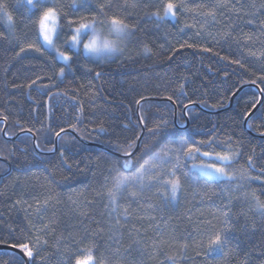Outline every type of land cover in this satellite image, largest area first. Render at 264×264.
<instances>
[{"label": "trees", "instance_id": "obj_1", "mask_svg": "<svg viewBox=\"0 0 264 264\" xmlns=\"http://www.w3.org/2000/svg\"><path fill=\"white\" fill-rule=\"evenodd\" d=\"M168 2L90 0L88 10L78 5L74 13L72 0H41L69 19L95 14L104 4L107 17L133 26L124 52L104 60L85 55L82 43L69 49L64 41L72 33L63 27L56 46L73 56L64 63L43 45L39 13L26 0H0L13 16L10 32L0 9V158L6 160L0 159V175L12 168L0 179V245L24 251L20 245L28 244L32 264H74L87 257L88 248L94 264H264V215L255 207L256 199L264 203V137L258 136L264 135V0H171L178 6L176 17L157 19L153 14L163 16ZM243 85L263 94L247 125L260 101L252 87L230 109L211 113L227 107ZM169 97L177 122L171 103L145 101ZM186 105L206 111L191 107L186 116ZM6 123L8 138L2 135ZM157 126L162 135L149 131ZM143 128L136 155L148 144L162 158L156 167L148 165L142 183L125 182L116 191L112 162L122 158L118 148L134 151L129 144L137 146ZM66 130L116 154L70 133L47 154L55 149L57 133ZM177 133L213 140L216 152L238 153L234 167L247 169L252 179H240L239 173L233 181L209 178L193 170V163L221 162L182 158L189 175L177 171L182 187L172 204L164 181L174 178L169 174L174 161H167L177 145H162ZM217 235L220 250L210 251ZM0 264L25 261L0 250Z\"/></svg>", "mask_w": 264, "mask_h": 264}, {"label": "snow or ice", "instance_id": "obj_2", "mask_svg": "<svg viewBox=\"0 0 264 264\" xmlns=\"http://www.w3.org/2000/svg\"><path fill=\"white\" fill-rule=\"evenodd\" d=\"M82 5L85 10L90 8V0H72V4L69 6L73 12L75 13L77 6ZM26 6L30 9L36 10L39 13L38 24L39 36H42L44 44L48 46L49 49H53L56 52V55L63 61H71L73 59L72 55H68L64 51H60L55 43V39H59L60 32L63 27H67L70 32V38L65 40L64 43L69 46V49L76 47V45L83 43L82 36L85 32L91 33L90 39L87 43H83L84 51L97 56L102 57L104 55L111 56L114 53L122 52V48L119 47V43L123 40L127 39L132 34V27L128 23H126L123 19L118 17H107V14L104 12L105 5H98V12L92 15H76L75 18L69 19L68 14L65 13L62 9H58L55 4L53 6H46L41 3V0H26ZM135 6V5H132ZM177 5L169 2L164 7V15L160 16L158 13H154L159 20H164L167 17L171 16L173 18L176 17L177 14ZM0 9H4L5 15L7 16V20L9 25L11 26V22L13 21V16L9 14L6 10V6L0 3ZM212 13H209L211 15ZM105 17L101 19V17ZM64 20L65 23L62 25L61 20ZM107 26V34L104 35V27ZM115 37L114 39L112 37ZM188 47H192V45H188ZM29 49H34L36 52H42L44 49L42 47H38L36 44H29ZM25 51L24 48H21V52ZM145 51H151V49L145 46ZM239 63V61H237ZM69 66L70 65H66ZM241 67L243 65L241 64ZM65 69L62 67L59 70V75L62 77L64 75ZM99 75V74H98ZM261 80H264V76L260 77ZM33 84L36 81L32 82ZM253 84L256 81H252ZM31 87V85H29ZM171 99V97H169ZM187 107V105L185 106ZM255 107V106H254ZM6 119V118H5ZM165 128H167V122H165ZM103 130V129H101ZM150 132H157L158 135H162L164 129H160V126H157V130L149 129ZM59 135V133H57ZM184 133H177L175 137L172 139H168L163 145V148H168L169 145L176 144L177 148L175 149V154L171 157V160L167 162L172 163V169L170 170V175L174 177L170 180H165L164 183L170 185L171 187V195L169 200H175L177 198V193L180 191L182 185L180 177L177 175V171H182L181 160L182 158H189L193 161H196L200 157H208L209 161H212L213 157L215 161L221 162L218 166L216 162H204L201 164L193 163V168H201L204 171L205 175H219V178L227 181H233L237 179V173L240 174V179H252L247 175V169L245 168H235L234 163L239 155L238 153H233L229 155L227 153L216 152L213 145V140H200L196 141L192 137H188L185 139ZM139 139V137H137ZM136 147L135 143H130L129 148ZM208 149V150H203ZM118 150L123 151V157L121 159H117L112 162L113 168L111 170L115 171L117 176L115 178V189L116 191H120L123 187H126V183H136L141 182L143 180V173L149 164L152 167H156L155 159L160 156L159 152H152L151 146L145 144L142 146L140 154L136 155L133 152L123 150L118 148ZM151 153V155H149ZM147 156L148 159H144ZM165 156H168V153L165 152ZM144 162L141 163L140 161ZM121 167L128 171L130 174L126 175L125 171L121 170ZM248 167H254L252 162V157L248 158ZM230 169V171L226 170ZM264 171V170H262ZM182 174L187 177L189 175L188 172H183ZM135 195V193H132ZM110 198L114 201L115 195L113 192H109ZM255 198V196H254ZM256 210L264 215V203H261L259 199H256L255 204ZM215 247H212V246ZM221 245V237L219 235L211 242L209 246L210 251H218L220 250ZM20 247L26 252V255L29 257L33 256L32 250L29 248L28 244H22ZM88 254L86 258L77 257L75 259L74 264H94V256L92 254V248H88L85 250ZM103 264V262H101Z\"/></svg>", "mask_w": 264, "mask_h": 264}, {"label": "water", "instance_id": "obj_3", "mask_svg": "<svg viewBox=\"0 0 264 264\" xmlns=\"http://www.w3.org/2000/svg\"><path fill=\"white\" fill-rule=\"evenodd\" d=\"M249 87H252L254 89H256L257 91L260 92V101L258 102V104L256 105V107L251 111V113L248 114V116L246 117L245 119V125H247V122L249 121V119L258 111V109L260 108L261 104H262V101H263V94L261 92V90H259L258 88L256 87H253L252 85H243L242 87H240L238 89V91L232 96L231 100H230V104L223 108V109H220L218 111H214V112H211V113H214V114H219L223 111H226L228 109H230L232 107V105L234 104V101H235V98L236 96L242 91L244 90L245 88H249ZM148 100H156V101H160V102H168V103H171L173 106H174V109H175V122H177V106L170 100V99H167V98H161V99H157V98H150V99H146L145 101H148ZM145 101H142L141 103H139V106H138V114H139V108H140V105L145 102ZM191 107H198L199 109H201L202 111H206L204 110L203 108L197 106V105H190L188 107L185 108L184 110V113L186 115V111L188 108H191ZM187 116V115H186ZM138 119H139V122L142 123L141 121V118H140V114L138 116ZM49 121H50V111L49 109H47V127H49ZM188 118H187V124H188ZM186 124V125H187ZM6 128H7V123L5 124V127L3 128L2 130V135L4 138H8L6 136ZM144 132H145V128H143V131H142V134L140 135L139 139H138V143H137V146L136 148L134 149L133 153L136 154L137 151L139 150V146H140V141L144 135ZM63 133H70L72 135H74L76 137V139H78L81 143L87 145V146H94V147H98V148H105L103 145L101 144H98V143H94V142H88V141H85L83 138H81L76 132L72 131V130H66L62 133H60L59 135H57L56 139H55V149L51 152H46L47 154H53L55 153L57 150H58V140H59V137L63 134ZM259 137H264V135H258ZM16 137L14 138H9V139H15ZM33 139H34V145H35V148L37 149V146H36V136H33ZM106 149V148H105ZM108 152L110 153H113V154H116L114 151H111L110 149H106ZM121 157H123V155H120ZM1 159V158H0ZM1 160H5V159H1ZM6 161V160H5ZM12 171V168L9 167L8 171L5 173V174H2L0 175V179L4 178L5 176H7L8 174H10V172ZM0 250H8V251H12L14 252L15 254L21 256L24 261H25V264H32V257H29L26 255V252L18 249V248H15V247H7V246H2L0 245Z\"/></svg>", "mask_w": 264, "mask_h": 264}, {"label": "rangeland", "instance_id": "obj_4", "mask_svg": "<svg viewBox=\"0 0 264 264\" xmlns=\"http://www.w3.org/2000/svg\"><path fill=\"white\" fill-rule=\"evenodd\" d=\"M6 25H7V28L9 29V31H10V32H13V29H12L11 26L9 25V22H8L7 19H6ZM102 27H104V29H105V31H104L103 34L106 35V34H107V26L105 25V26H102ZM90 36H91L90 31H89V32H85V33L83 34V36H82V41H83V43H87L88 40L90 39ZM40 38H41V41H42L43 45H44L47 49H49L48 46H47L46 44H44L42 36H40ZM112 38L114 39L115 37L113 36ZM127 39H128V38H127ZM127 39H125V40H123L122 42L119 43V47L122 48L123 51H122V52H118V53H114V54H112L111 56L104 55V56H102V57H97V56H94V55H92V54H90V53L84 51L83 47H82V51H83V53H84L85 55H88V56L92 57L93 59H97V60H104V59L114 58V57H116L117 55H119V54L121 55V54L124 52V50H125V46H126V43H127ZM54 40H55V37H54ZM83 43H82V46H83ZM49 50L52 51V52H54L55 55H56L55 50H53V49H49ZM56 56H57V55H56ZM57 58H58L59 60H61L58 56H57ZM61 61L64 62V63H67V62H68V61H63V60H61ZM161 158H162V157H161V155H160V156L157 157L155 160H161ZM192 168H193V167H192ZM193 170H195V171H197L198 173H200V175H204V176L209 177V178H213V179H221V178H219V175H218V174H217V175H205L204 171H202L201 168H199V167H197V168H193ZM178 196H179V193H177V198H176L175 200H171V203H172V204L176 205L177 200H178Z\"/></svg>", "mask_w": 264, "mask_h": 264}, {"label": "bare ground", "instance_id": "obj_5", "mask_svg": "<svg viewBox=\"0 0 264 264\" xmlns=\"http://www.w3.org/2000/svg\"><path fill=\"white\" fill-rule=\"evenodd\" d=\"M33 141H34V139H33ZM36 142V141H35ZM34 143V142H33Z\"/></svg>", "mask_w": 264, "mask_h": 264}]
</instances>
